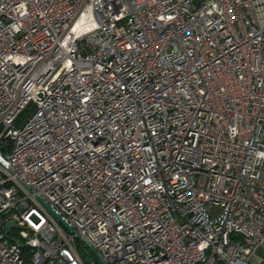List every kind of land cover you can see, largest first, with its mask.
Listing matches in <instances>:
<instances>
[{"label":"built area","instance_id":"obj_1","mask_svg":"<svg viewBox=\"0 0 264 264\" xmlns=\"http://www.w3.org/2000/svg\"><path fill=\"white\" fill-rule=\"evenodd\" d=\"M258 248L264 0H0V264Z\"/></svg>","mask_w":264,"mask_h":264},{"label":"water","instance_id":"obj_2","mask_svg":"<svg viewBox=\"0 0 264 264\" xmlns=\"http://www.w3.org/2000/svg\"><path fill=\"white\" fill-rule=\"evenodd\" d=\"M38 199L47 207V209L62 223L64 224L68 229L73 230V227H71L64 219L63 217L58 214L53 208L42 198L38 197ZM11 226V222L7 224V229Z\"/></svg>","mask_w":264,"mask_h":264},{"label":"rangeland","instance_id":"obj_3","mask_svg":"<svg viewBox=\"0 0 264 264\" xmlns=\"http://www.w3.org/2000/svg\"><path fill=\"white\" fill-rule=\"evenodd\" d=\"M78 251L85 262H89L94 257L83 243L78 242Z\"/></svg>","mask_w":264,"mask_h":264},{"label":"crops","instance_id":"obj_4","mask_svg":"<svg viewBox=\"0 0 264 264\" xmlns=\"http://www.w3.org/2000/svg\"><path fill=\"white\" fill-rule=\"evenodd\" d=\"M252 261L256 264H264V249L258 248L252 257Z\"/></svg>","mask_w":264,"mask_h":264}]
</instances>
